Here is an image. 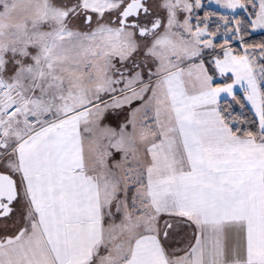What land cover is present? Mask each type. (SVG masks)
<instances>
[{"label":"snow or ice","instance_id":"obj_1","mask_svg":"<svg viewBox=\"0 0 264 264\" xmlns=\"http://www.w3.org/2000/svg\"><path fill=\"white\" fill-rule=\"evenodd\" d=\"M264 0H0V264H264Z\"/></svg>","mask_w":264,"mask_h":264},{"label":"trees","instance_id":"obj_2","mask_svg":"<svg viewBox=\"0 0 264 264\" xmlns=\"http://www.w3.org/2000/svg\"><path fill=\"white\" fill-rule=\"evenodd\" d=\"M261 40H264V34L257 33L251 38L250 42H260Z\"/></svg>","mask_w":264,"mask_h":264}]
</instances>
